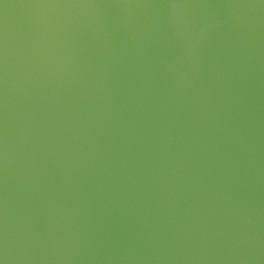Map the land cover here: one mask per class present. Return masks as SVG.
<instances>
[{"label":"water","instance_id":"1","mask_svg":"<svg viewBox=\"0 0 264 264\" xmlns=\"http://www.w3.org/2000/svg\"><path fill=\"white\" fill-rule=\"evenodd\" d=\"M3 264H264V0H0Z\"/></svg>","mask_w":264,"mask_h":264},{"label":"snow or ice","instance_id":"2","mask_svg":"<svg viewBox=\"0 0 264 264\" xmlns=\"http://www.w3.org/2000/svg\"><path fill=\"white\" fill-rule=\"evenodd\" d=\"M0 264H3V261L2 260H0Z\"/></svg>","mask_w":264,"mask_h":264}]
</instances>
